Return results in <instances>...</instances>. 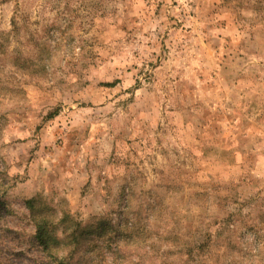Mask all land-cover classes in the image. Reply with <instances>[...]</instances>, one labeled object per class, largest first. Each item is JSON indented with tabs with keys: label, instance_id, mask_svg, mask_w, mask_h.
Listing matches in <instances>:
<instances>
[{
	"label": "rangeland",
	"instance_id": "1",
	"mask_svg": "<svg viewBox=\"0 0 264 264\" xmlns=\"http://www.w3.org/2000/svg\"><path fill=\"white\" fill-rule=\"evenodd\" d=\"M0 199V264H264V0H0Z\"/></svg>",
	"mask_w": 264,
	"mask_h": 264
},
{
	"label": "trees",
	"instance_id": "2",
	"mask_svg": "<svg viewBox=\"0 0 264 264\" xmlns=\"http://www.w3.org/2000/svg\"><path fill=\"white\" fill-rule=\"evenodd\" d=\"M30 207L32 208L31 205ZM36 225V238L45 250H47L52 256H57V264H73V261L79 256V252L82 253V248L78 247L81 245V242L85 244V241H87L88 232L83 234L85 230L81 232L80 229L75 228L71 232H68V227L64 225L63 233H65V236L62 238L54 234L55 227L50 229L46 220H43ZM100 226H102V230L100 231L99 236H102L104 240L107 239V241H110V239L113 238L112 236L116 231V227H120L118 231H126L125 237L127 238L124 240L131 239L130 236L133 235L132 231L128 228L129 225L127 223L122 222L119 226H113L106 223ZM188 253L190 254V252Z\"/></svg>",
	"mask_w": 264,
	"mask_h": 264
}]
</instances>
